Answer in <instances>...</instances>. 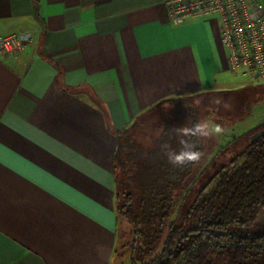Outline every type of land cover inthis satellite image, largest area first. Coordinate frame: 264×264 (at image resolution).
Returning a JSON list of instances; mask_svg holds the SVG:
<instances>
[{
	"label": "crops",
	"instance_id": "crops-1",
	"mask_svg": "<svg viewBox=\"0 0 264 264\" xmlns=\"http://www.w3.org/2000/svg\"><path fill=\"white\" fill-rule=\"evenodd\" d=\"M11 33L24 40L0 54V264H114L117 131L162 100L241 88L220 21L173 24L161 0H0Z\"/></svg>",
	"mask_w": 264,
	"mask_h": 264
},
{
	"label": "trees",
	"instance_id": "trees-1",
	"mask_svg": "<svg viewBox=\"0 0 264 264\" xmlns=\"http://www.w3.org/2000/svg\"><path fill=\"white\" fill-rule=\"evenodd\" d=\"M254 87L203 98L220 116L235 121L255 102ZM229 95V110L212 103ZM192 112L179 109L166 117L154 111L117 131V211L135 225L126 254L117 249V255H128L130 264H264V230H248L264 210V136L250 139L264 125L234 133L197 174L194 165L173 167L160 148L165 141L179 148L173 129L200 120ZM198 147L203 152V142ZM176 191L183 196L165 224L174 213Z\"/></svg>",
	"mask_w": 264,
	"mask_h": 264
},
{
	"label": "built area",
	"instance_id": "built-area-1",
	"mask_svg": "<svg viewBox=\"0 0 264 264\" xmlns=\"http://www.w3.org/2000/svg\"><path fill=\"white\" fill-rule=\"evenodd\" d=\"M173 24L214 16L221 25L229 71L245 82L264 81V0H161ZM24 35L0 36V54L16 52Z\"/></svg>",
	"mask_w": 264,
	"mask_h": 264
},
{
	"label": "rangeland",
	"instance_id": "rangeland-1",
	"mask_svg": "<svg viewBox=\"0 0 264 264\" xmlns=\"http://www.w3.org/2000/svg\"><path fill=\"white\" fill-rule=\"evenodd\" d=\"M247 85L255 86L252 92H255V102L250 108L244 111V115L236 119L235 121L227 120L226 117L220 116V111L216 108H212L208 105V102L204 100L203 97H191V96H178L171 98V100L164 102L156 111L160 112L161 115H166V117L173 116V112L181 109L186 112L194 113L196 117L201 119H206L212 124H220L224 132L218 139H205V151L203 153L202 159L196 168V171L204 170V167L210 162L213 157L211 151L217 148V144L225 145L228 140L232 139V135L236 133L237 135L241 134L252 128H258L260 124L264 125V81L262 82H252L248 83L244 80L239 82L237 87H246ZM237 90V89H236ZM227 97V96H226ZM230 95L226 98L228 100ZM195 109V110H194ZM178 117H182L179 116ZM183 118V117H182ZM125 137V136H124ZM248 138V137H247ZM219 148V147H218ZM217 148V150H219ZM215 151V150H214ZM215 153V152H214ZM213 154V155H212ZM126 161H129L130 158L125 156ZM200 169V170H199ZM202 169V170H201ZM123 170L121 168L117 169V174L120 178H124L122 174ZM183 193L181 191L174 193V213L172 216L165 221V224H168L174 217L181 202ZM120 245L118 248L119 253H125L127 246L133 238V232L135 225L132 223L131 219L120 215ZM249 231H261L264 230V210L260 220L254 225L251 226ZM160 250V249H158ZM118 253V254H119ZM126 254V253H125ZM121 261V262H120ZM114 264H130V259L128 255L123 257L118 256L117 261Z\"/></svg>",
	"mask_w": 264,
	"mask_h": 264
},
{
	"label": "clouds",
	"instance_id": "clouds-1",
	"mask_svg": "<svg viewBox=\"0 0 264 264\" xmlns=\"http://www.w3.org/2000/svg\"><path fill=\"white\" fill-rule=\"evenodd\" d=\"M212 103L224 110L232 107L229 101L220 96L215 97ZM173 131L179 148H173L170 142L165 141L160 145L161 152L173 167L184 168L199 164L203 156L199 144L205 139H218L224 129L220 124H212L206 119H201L191 125L175 126Z\"/></svg>",
	"mask_w": 264,
	"mask_h": 264
},
{
	"label": "water",
	"instance_id": "water-1",
	"mask_svg": "<svg viewBox=\"0 0 264 264\" xmlns=\"http://www.w3.org/2000/svg\"><path fill=\"white\" fill-rule=\"evenodd\" d=\"M262 136H264V129L258 131V132H255L253 135H251V142H255L257 141L258 139H260Z\"/></svg>",
	"mask_w": 264,
	"mask_h": 264
}]
</instances>
